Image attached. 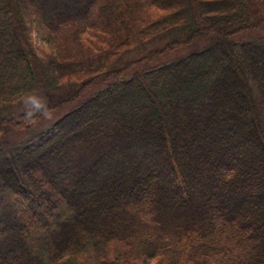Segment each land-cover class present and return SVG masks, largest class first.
Masks as SVG:
<instances>
[{
  "label": "trees",
  "instance_id": "1",
  "mask_svg": "<svg viewBox=\"0 0 264 264\" xmlns=\"http://www.w3.org/2000/svg\"><path fill=\"white\" fill-rule=\"evenodd\" d=\"M0 264H264V0H0Z\"/></svg>",
  "mask_w": 264,
  "mask_h": 264
},
{
  "label": "rangeland",
  "instance_id": "2",
  "mask_svg": "<svg viewBox=\"0 0 264 264\" xmlns=\"http://www.w3.org/2000/svg\"><path fill=\"white\" fill-rule=\"evenodd\" d=\"M180 53H182V50L178 51V52H175V53H171L170 55H168L169 57H174V56H177L179 55ZM98 88H95L93 90H96ZM36 99H33L32 102H35ZM66 108L63 110V111H66ZM59 114H57L55 117L51 118V119H48V120H44L42 121L36 128L39 130V132H43L45 131L46 129L49 128L50 124L54 122L55 118L57 117L58 118ZM25 134V131H21V132H16V133H13V135L11 136L12 139H18V138H21L23 137Z\"/></svg>",
  "mask_w": 264,
  "mask_h": 264
}]
</instances>
